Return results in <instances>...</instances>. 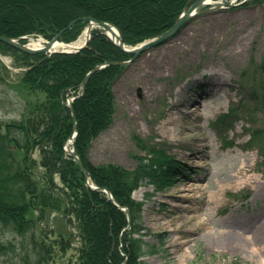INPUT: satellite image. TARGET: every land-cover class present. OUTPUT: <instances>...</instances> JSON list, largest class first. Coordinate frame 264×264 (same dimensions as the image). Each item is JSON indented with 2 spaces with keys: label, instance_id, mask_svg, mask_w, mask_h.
Returning a JSON list of instances; mask_svg holds the SVG:
<instances>
[{
  "label": "rangeland",
  "instance_id": "rangeland-1",
  "mask_svg": "<svg viewBox=\"0 0 264 264\" xmlns=\"http://www.w3.org/2000/svg\"><path fill=\"white\" fill-rule=\"evenodd\" d=\"M154 3L147 5L148 11L161 2ZM55 6L57 2L46 9L50 11ZM63 7L69 11L77 5L64 1L58 10ZM0 59L10 70L7 81L0 83V117L11 122L21 118L27 101L35 97L26 94L20 84L23 67L16 68V64H21L17 56L0 51ZM161 63H169L167 72L152 71ZM143 80L153 89L151 96L145 92ZM202 83L212 93L204 99L206 106L199 111L201 117L192 115L188 120L170 124L172 131L164 132L162 126L168 116H173L175 122L180 117L172 104L189 99L186 107L192 106L194 98L204 97L209 90H201ZM258 85L263 88L259 87L255 94ZM262 90L264 0L196 15L177 36L142 54L116 80L114 123L94 141L92 160L98 164L118 163L134 170L137 156L146 155L138 145L141 143L163 149L184 166V173L170 188L158 192L141 181L134 192V197L142 202L141 238L159 248L156 254L144 257L149 264H231L233 260L264 264L261 245L239 248L218 240L233 230L254 229L264 220V162L258 148H249L250 133L256 129L264 131ZM230 107H237L239 119L227 133L233 145L226 148L214 128L215 121ZM197 136L207 139L211 147L207 150L211 169L200 168L194 162L198 160L193 158ZM244 157L255 167L249 175L257 179L256 184L229 185L231 165ZM207 176L210 183L206 191L188 187L192 180L206 186V180H202ZM219 182L225 189L215 187L214 183ZM66 220L61 213H50L43 222H37L27 237L8 234L7 240L16 245V253L0 255V264H26L27 254L30 261H35V252L41 247L33 246L32 239H44L51 245L53 256L48 264H75L79 231L74 218L72 224ZM61 232L70 234V248L66 252L57 242Z\"/></svg>",
  "mask_w": 264,
  "mask_h": 264
},
{
  "label": "trees",
  "instance_id": "trees-1",
  "mask_svg": "<svg viewBox=\"0 0 264 264\" xmlns=\"http://www.w3.org/2000/svg\"><path fill=\"white\" fill-rule=\"evenodd\" d=\"M64 1L74 2L77 7L58 10ZM155 1L0 0V35L17 38L41 34L51 39L71 21L92 17L115 24L122 31L124 42L136 45L172 27L189 2L160 0L159 6L148 11ZM56 2L55 8L46 9ZM86 24L87 21L78 22L62 34L61 40H76ZM0 50L17 56L21 61L18 65L27 68L21 77L23 87L31 94L45 95L42 100L28 103L21 120L0 121V251L15 247L3 241L7 232L26 235L51 211L75 217L81 237L78 264H123L127 255L125 264H147L139 257L155 253V247L147 245L143 251L140 242L130 236L126 213L105 193L89 189L78 165L64 151L72 133L65 95L70 89L76 90L97 64L124 61L128 56L100 30H94L89 47L76 54L56 53L47 58L42 54L21 53L2 43ZM123 71L122 67L109 66L87 82L84 94L75 102L78 119L75 148L94 183L110 190L118 204L128 207L134 230L139 211L138 203L131 197L135 180L120 165L94 164L89 154L96 138L114 122L113 84ZM6 74L7 69L0 62V82L6 79ZM234 112L232 109L231 113ZM230 117L224 115L219 124L225 125ZM37 151L39 160L35 158ZM151 153L141 160L140 174L158 189L172 185L180 170L178 162L159 151ZM66 241L60 240L63 251L69 246ZM41 244L49 248L44 240ZM51 256L48 249L39 253L36 262L27 264H47Z\"/></svg>",
  "mask_w": 264,
  "mask_h": 264
},
{
  "label": "bare ground",
  "instance_id": "bare-ground-1",
  "mask_svg": "<svg viewBox=\"0 0 264 264\" xmlns=\"http://www.w3.org/2000/svg\"><path fill=\"white\" fill-rule=\"evenodd\" d=\"M118 30H113L109 32L110 37H112L114 40L117 39L118 37ZM87 37V33L84 32L83 36L73 45H81L84 43L85 39ZM30 45L33 47H40L42 46V41L41 40H34L31 39L30 40ZM66 48V46L62 43H57L54 46V49L56 50H60V49H64ZM161 67H156L155 69H153L152 71H162V72H167L169 70V63H161ZM217 73H220L219 70L216 71ZM146 84L145 87V92L148 94V96L152 95V93H154L152 90V88H150L148 81L143 80ZM215 86H217L216 83H214ZM209 87L208 85H206L203 89V91L207 90ZM212 93V90L209 88L208 91H206L204 97L199 96V98H194L193 101V105L186 107V105L188 104L186 101H190L189 99L185 100V101H177L176 103L172 104L173 109L176 111V113L179 114L180 117H178V120L175 122L173 116H168V120L166 119V121H164V125L163 130L164 132H169L172 131L168 128V126L170 124H174L179 121H182L183 119H190L192 115H196L197 118H200V113L199 111L206 106L204 99H207L208 97H210ZM213 95V94H212ZM181 107H185L184 109H181ZM188 129V128H187ZM197 140L194 142V149H195V153H194V157L193 158H198L197 161H194L200 168L203 169H211V165L209 162V157H207L208 155V151L211 147L208 143L207 139L201 138L200 136L195 137ZM202 152V153H201ZM244 160H240L238 163H235L233 165H231L230 167V171L231 174L228 177V184L229 185H235V186H239V185H246V184H250V183H255L257 182V179L255 177L250 176L249 174L252 173L253 171H255V167L252 166L250 164V160L246 157H244ZM247 175H249L247 177ZM207 185L204 187H201V185H197L196 182H194L192 180V182L190 184H188V187L192 188L193 190H203L206 191L209 183H210V179L209 176H207L205 179H203L202 181H205ZM215 187H218L220 190L225 189V185H220L219 183H214ZM264 219V218H263ZM242 231V232H241ZM241 231H231L228 232L226 234H224L222 237H219L218 240L221 241H225L228 245H236L239 248L242 247H248L251 248L253 245L259 244L261 245V249L264 251V220L258 225L256 226L254 229H250V230H241Z\"/></svg>",
  "mask_w": 264,
  "mask_h": 264
},
{
  "label": "water",
  "instance_id": "water-1",
  "mask_svg": "<svg viewBox=\"0 0 264 264\" xmlns=\"http://www.w3.org/2000/svg\"><path fill=\"white\" fill-rule=\"evenodd\" d=\"M204 1L205 0H198L194 5L191 6V8L184 14L181 15V17H179V19L177 20V22L175 23V25L167 30L166 32H164L160 37L150 41V42H147V43H144L143 45L135 48V49H127L125 48V45H124V40H123V36H122V33L119 31L120 35L118 36L117 40L118 41H113L115 44H117L120 49L129 54V55H133V58L131 61L129 62H108L106 63L107 65H119V66H128L132 61H134L143 51L151 48V47H154V46H157L169 39H171L174 35H176L178 33V31L185 25L186 22H188L190 19H191V13L193 12V10H195L198 6L204 4ZM230 1H233V0H230ZM246 1H249V0H246ZM228 5H232V3H228ZM85 19V18H83ZM92 22L90 24V26H99V27H102L104 28L105 31H113V28L115 27L113 24H110V23H107V22H103V21H97V20H94V19H91ZM77 22V20L73 21L72 23H70L69 27H72L75 23ZM61 37V33L58 34L57 36H55L52 41L50 42H47L46 43V46L43 48V49H39V50H35V49H32L24 44H21L18 40H15V39H12V38H8V37H1L0 36V41L9 45V46H12L24 53H27V54H37V53H47L48 51H50L51 47L53 46V44L58 40L60 39ZM82 48H78L76 49L77 51L79 50H82ZM102 67H104V65H97L95 67V69H93L90 73H88L86 75V77L84 78V80L82 81V83L80 84L79 88L84 91V86L85 84L88 82V80L90 79V77L96 73L97 71H99ZM75 100V99H74ZM74 100H71L69 102V108L71 110V113H72V117H73V131L77 134V119H76V115H75V111H74ZM76 138V135L73 136V138L71 139L72 141H74ZM67 145H68V148L70 150V147H71V141L69 140L67 142ZM71 154L72 156L74 157V160L77 162V164L79 165V167L82 169L85 177L87 180H89V176L87 174V171L85 170L83 164L81 163L79 157L71 151ZM109 194L111 195V193L109 192Z\"/></svg>",
  "mask_w": 264,
  "mask_h": 264
}]
</instances>
